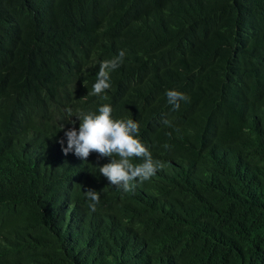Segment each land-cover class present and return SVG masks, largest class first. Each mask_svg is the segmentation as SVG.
I'll return each mask as SVG.
<instances>
[{
    "label": "trees",
    "instance_id": "trees-1",
    "mask_svg": "<svg viewBox=\"0 0 264 264\" xmlns=\"http://www.w3.org/2000/svg\"><path fill=\"white\" fill-rule=\"evenodd\" d=\"M103 104L164 164L127 193L62 152ZM0 264H264V0H0Z\"/></svg>",
    "mask_w": 264,
    "mask_h": 264
},
{
    "label": "clouds",
    "instance_id": "clouds-1",
    "mask_svg": "<svg viewBox=\"0 0 264 264\" xmlns=\"http://www.w3.org/2000/svg\"><path fill=\"white\" fill-rule=\"evenodd\" d=\"M124 51H120L114 58L103 60L99 64V71L96 75L92 91L88 95L101 96L110 89V73L120 67ZM167 101L174 109H178L180 102H187L189 98L183 93L175 90H168L165 93ZM71 114V110H66ZM79 120L78 131L70 128L64 133L67 146L62 147V152L67 155L69 152L81 160L87 158L93 152L98 157H107L110 162L98 167L100 175L105 177L109 185L116 186L127 193L135 187L134 182H145L151 179L156 172L164 167L161 161L154 160L148 148L138 139L140 125L132 118L113 119L112 108L109 104H103L98 108L97 113L80 111L76 116ZM72 124L75 121L71 122ZM166 126H170V121H163ZM63 129V124L60 126ZM63 145V141H59ZM170 146L164 145L165 149ZM133 158L141 160L139 164H133ZM87 199L91 202L88 207L90 211H96L99 203V193L87 189L84 191Z\"/></svg>",
    "mask_w": 264,
    "mask_h": 264
}]
</instances>
